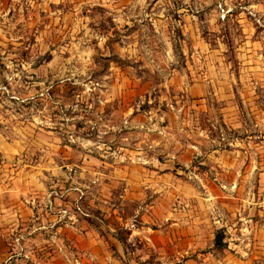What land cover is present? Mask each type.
<instances>
[{
  "label": "crops",
  "instance_id": "0c3cea01",
  "mask_svg": "<svg viewBox=\"0 0 264 264\" xmlns=\"http://www.w3.org/2000/svg\"><path fill=\"white\" fill-rule=\"evenodd\" d=\"M201 2L200 14L179 15L192 36L189 50L201 55V73L163 79L154 95L143 94L142 108L123 112L122 126L138 132L131 147L97 155L92 144L46 133L32 147L0 130V264L225 261L213 248L219 229L223 249H244L232 259L260 257L264 108L241 105L264 101V0ZM18 4L0 0V20ZM227 36L236 37V75L223 56ZM212 101L215 141L207 140L210 125L198 123H209ZM243 114L263 123L244 125Z\"/></svg>",
  "mask_w": 264,
  "mask_h": 264
},
{
  "label": "rangeland",
  "instance_id": "374dc122",
  "mask_svg": "<svg viewBox=\"0 0 264 264\" xmlns=\"http://www.w3.org/2000/svg\"><path fill=\"white\" fill-rule=\"evenodd\" d=\"M12 1L19 11L0 20V130L26 146L39 147L46 133L92 144L91 154L117 155L122 145L131 147L138 139L137 131L122 126L123 112L142 108L143 94L154 95L163 79L201 73V55L189 50L192 36L179 16L200 14L201 0ZM222 39L228 47L223 56L234 62L230 45L236 37ZM230 65L236 75V63ZM252 105L264 108V101L247 100L241 107ZM209 108V123L202 117L198 123L210 125L207 140L215 141L211 123H217L218 104L212 101ZM262 118L246 114L243 124L263 123ZM213 248L225 252L226 260L211 256L193 263L264 264V250L252 260H236L228 255L242 247Z\"/></svg>",
  "mask_w": 264,
  "mask_h": 264
},
{
  "label": "trees",
  "instance_id": "16d2710c",
  "mask_svg": "<svg viewBox=\"0 0 264 264\" xmlns=\"http://www.w3.org/2000/svg\"><path fill=\"white\" fill-rule=\"evenodd\" d=\"M223 235H224V233H223V230H222V229H219V230H217V231L215 232L214 246H215L216 248H221V247H223V245H224V243H223V241H222V239H223Z\"/></svg>",
  "mask_w": 264,
  "mask_h": 264
}]
</instances>
